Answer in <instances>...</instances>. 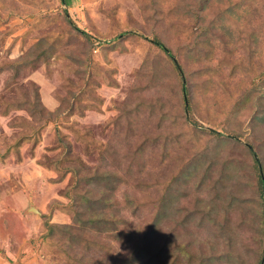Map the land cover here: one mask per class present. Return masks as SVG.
I'll return each instance as SVG.
<instances>
[{
  "label": "rangeland",
  "instance_id": "rangeland-1",
  "mask_svg": "<svg viewBox=\"0 0 264 264\" xmlns=\"http://www.w3.org/2000/svg\"><path fill=\"white\" fill-rule=\"evenodd\" d=\"M222 22L197 51L200 26ZM154 33L187 69L190 114ZM260 107L264 0H0V264H119L136 240L114 230L136 237L156 218L150 264H258ZM70 165L114 180L73 187ZM84 197L96 212L113 202V230L68 238L59 227L89 216Z\"/></svg>",
  "mask_w": 264,
  "mask_h": 264
},
{
  "label": "trees",
  "instance_id": "trees-1",
  "mask_svg": "<svg viewBox=\"0 0 264 264\" xmlns=\"http://www.w3.org/2000/svg\"><path fill=\"white\" fill-rule=\"evenodd\" d=\"M65 2V0H63ZM204 9V8H202ZM234 9L232 7H229L227 9V12H232L234 13ZM189 11H186V13H188ZM200 12V11H199ZM183 15L185 13V11L182 12ZM190 13V12H189ZM192 13V12H191ZM242 13V12H241ZM243 13H244V9H243ZM223 14V13H222ZM239 15H235L236 16V21H240L239 16L241 17L240 13H237ZM179 15V14H178ZM194 16V15H192ZM189 17V16H188ZM66 20H68L69 23H71L72 27L78 31L79 33H81L88 42H91V34L80 29L79 27H77L72 20L70 19L69 15H66ZM226 23L222 22L220 25L213 27L210 23L206 24V25H201L200 26V30L197 31L193 37V45L196 48L197 51L201 50L202 48V44L203 43H209L210 38L209 35H215L214 30L216 31H220L221 27L226 28V30H228L229 25H224ZM228 32V31H227ZM119 36V35H118ZM229 36H231V34H228L227 37L229 39ZM253 36H255V33H253ZM257 37H255L254 41L256 40ZM118 39V38H117ZM155 46H157L160 50H162L172 61V64L174 66V68L178 71L179 76H180V84L182 87V99L184 101V112L185 113H191L192 109H193V105H192V92L190 87L187 85L188 82V78L189 76H187L188 72L187 69L184 67V65L181 62L180 57L177 54L174 53V51H172L170 49V47H168L165 43V41L161 38V36L158 33H154L153 38L149 39ZM110 43V42H109ZM230 41L228 40L226 42V44H229ZM39 42L35 43V45L33 46V50H31V53L37 50H41L42 47ZM114 46V45H113ZM32 49V48H31ZM212 50L213 48H211V50L208 52V56H210L212 54ZM47 54V50L43 51L41 50V53H37L36 56L41 55L45 56ZM206 56V55H205ZM36 58V57H35ZM15 66H17L18 68V63L15 64ZM186 79V82L184 83V80ZM28 103V102H27ZM33 104L36 105V100L32 101ZM259 124H263L264 127V108L260 107L258 109L257 112H255V114H253L252 116V120L250 123V126L252 128V130L255 129L256 125ZM210 134H213L217 137H221L223 138V134L219 133L218 131L212 129L209 131ZM256 148V146H255ZM262 150H264V143L257 145L256 151L255 153H252V158H253V162H254V169L256 171H258V179H257V189H258V195H259V199L261 200V204L263 201V197H264V155L262 154ZM70 170H72L74 177H75V183L73 185V187H76V183H78L79 181H88V183L91 186H95L97 187V185L99 184V182L102 181V179H106L108 180V182H111L112 180H114V174L111 172L110 175L106 174V175H100L99 172H97V170L95 169L91 174H89L88 177L85 178V174H83V172H80V170H82L79 167H76L74 165H70L69 167ZM113 187L107 189V192L105 194L106 199L108 200L110 198L111 195H113ZM84 202L87 203L86 206V210H91L89 213V216L82 220L80 218L76 219V222H74V224H68V225H63L62 227L60 226L59 228L65 230V232H68L67 237L70 238L72 233L71 231L74 230V226L78 225L81 227H83V225H88V229H86L85 231H89L91 232L93 235L95 236H102L103 234L107 233L109 230H113V228H109L107 225L108 223H110V221L108 220V215L109 213H107L105 211L106 208H108V206L112 205L113 202L110 203V205H108L107 201L104 202L103 205L100 206L101 211L96 212L97 206L93 209V207L97 204V201L95 199L91 200L90 198H86L84 197ZM175 201H171L169 202V204H174ZM164 211L165 215H168L169 213V206L168 205H164ZM262 209L260 208V211L258 213L259 218L261 220L264 219L263 213H262ZM161 219H154V221L152 223H154L153 225L151 224L150 227L145 228V229H138V233H136L135 231L133 232L134 234H137L136 237H133V235L131 233H122L121 231H115V237L119 238L122 235L127 236L126 239L129 241H131L132 239L136 240V246H135V250L134 253L132 252L129 256H127L126 258H124L122 261H120L119 264H150V261L153 260L154 258H156V256L158 257L157 259V263H159L160 261V250L152 251V241H151V235L154 233V231L156 230V228H154L157 224H160ZM50 227V230L52 229L53 225H48ZM154 226V227H153ZM126 240V241H127ZM238 255V261H241V255ZM264 264V247L262 249V255L258 261V264Z\"/></svg>",
  "mask_w": 264,
  "mask_h": 264
},
{
  "label": "water",
  "instance_id": "water-1",
  "mask_svg": "<svg viewBox=\"0 0 264 264\" xmlns=\"http://www.w3.org/2000/svg\"><path fill=\"white\" fill-rule=\"evenodd\" d=\"M28 210L35 211L37 213H40V211L37 208H35L33 205H30L29 208H28Z\"/></svg>",
  "mask_w": 264,
  "mask_h": 264
},
{
  "label": "crops",
  "instance_id": "crops-1",
  "mask_svg": "<svg viewBox=\"0 0 264 264\" xmlns=\"http://www.w3.org/2000/svg\"><path fill=\"white\" fill-rule=\"evenodd\" d=\"M68 1H70V0H65V2H67V4H68Z\"/></svg>",
  "mask_w": 264,
  "mask_h": 264
}]
</instances>
